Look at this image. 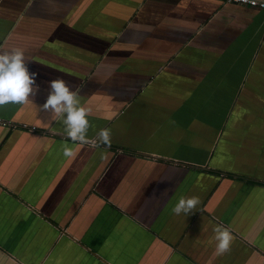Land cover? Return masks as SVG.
I'll list each match as a JSON object with an SVG mask.
<instances>
[{"label": "crops", "instance_id": "1", "mask_svg": "<svg viewBox=\"0 0 264 264\" xmlns=\"http://www.w3.org/2000/svg\"><path fill=\"white\" fill-rule=\"evenodd\" d=\"M0 48L23 50L40 85L0 107V264H264V9L0 0ZM53 78L110 146L41 111ZM182 197L200 200L188 216Z\"/></svg>", "mask_w": 264, "mask_h": 264}, {"label": "clouds", "instance_id": "2", "mask_svg": "<svg viewBox=\"0 0 264 264\" xmlns=\"http://www.w3.org/2000/svg\"><path fill=\"white\" fill-rule=\"evenodd\" d=\"M245 3L248 0H244ZM253 3L256 0H252ZM32 61L25 57L21 49L10 51L0 48V107L8 104H26L29 97H36L40 92L37 83L38 72L30 71L29 64ZM48 95L40 105L42 112L47 113L52 121L63 123L67 137L73 143L99 147L101 144L110 146L111 132L109 129H101L95 138L88 136L91 127L89 122L90 109L81 106L78 91H75L62 78H53L47 82ZM73 149L67 144L63 145V156L72 157ZM200 203L198 197L180 198L173 207L175 215L186 216L197 210ZM216 252L223 255L230 251L233 236L229 229L222 225L214 228Z\"/></svg>", "mask_w": 264, "mask_h": 264}, {"label": "built area", "instance_id": "3", "mask_svg": "<svg viewBox=\"0 0 264 264\" xmlns=\"http://www.w3.org/2000/svg\"><path fill=\"white\" fill-rule=\"evenodd\" d=\"M223 2L227 4H238V5H244V6L257 7L260 9H264V0H256L255 3H253L252 0H248L247 3H245L244 0H223Z\"/></svg>", "mask_w": 264, "mask_h": 264}]
</instances>
